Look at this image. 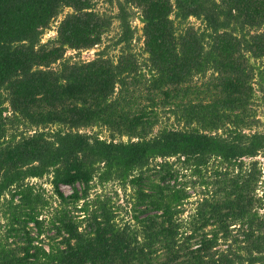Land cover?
I'll return each mask as SVG.
<instances>
[{"label": "trees", "instance_id": "trees-1", "mask_svg": "<svg viewBox=\"0 0 264 264\" xmlns=\"http://www.w3.org/2000/svg\"><path fill=\"white\" fill-rule=\"evenodd\" d=\"M94 1L0 0V264H264V0H117L112 46L66 58L113 26ZM185 171L203 197L182 218ZM45 178L55 208L30 182ZM111 182L131 223L91 198Z\"/></svg>", "mask_w": 264, "mask_h": 264}, {"label": "rangeland", "instance_id": "rangeland-1", "mask_svg": "<svg viewBox=\"0 0 264 264\" xmlns=\"http://www.w3.org/2000/svg\"><path fill=\"white\" fill-rule=\"evenodd\" d=\"M94 4H95L94 6L95 10L97 12L101 14H108L114 18L113 26L111 30L104 36V43L102 46H99L93 50L83 51L80 53L74 52L72 50H68L66 54V58H69V57L73 58L74 61L75 60H85V61L93 60L96 57V53L98 51L102 50L104 46H110V45L112 46V43L117 38L119 31H120L119 21L115 18L118 13L117 0H95ZM71 12H72L71 9H66L64 13L52 24L50 29L46 30L42 38L43 43L48 42L50 39H54L56 37L57 25L64 18L65 15ZM139 14L140 13L137 9H133L132 26L135 29L136 34H135V39L133 41L132 46H133L134 52H136L140 58H144L145 57V54L143 52L144 39H143V32H142L143 24L141 23L139 19ZM190 22L197 27L200 25V22L197 21L196 19H191ZM109 49H110L109 54L111 58L116 59L117 56L119 55V48L117 49L114 47L112 48L110 47ZM256 108L258 110V118L262 124L264 122V93L263 92H258ZM166 123L168 127H175V125H173L172 120H169ZM256 131L261 132L262 127L261 126L256 127L251 132H256ZM86 132L90 134H99V136L105 139L109 138V133L105 129H98V128L92 129L91 128V129L86 130ZM126 139L127 138H124V140ZM254 160H258L261 163H263L264 154H260ZM48 180H49L48 178H45L43 180L33 179V180H30V182L31 184L36 185L37 190H39L40 192H43L46 198H49L50 202L53 205V208H55L58 205V202L56 200V197L53 194L52 186L49 184ZM177 184L179 185V188L186 186L187 191L190 195V199L185 203L183 207L184 213H183L182 218H187L190 214L194 212V209L196 208V205H197L196 203L203 197L202 195L203 188L200 187L198 179L191 177L188 171H185L184 175H180ZM79 188L81 189V187ZM61 190L66 195L72 194V191H73V189L70 186H61ZM91 194H92L91 198H94L97 194H102L104 196H107L108 198H112L116 206H122V208H119V210L117 211L118 222H120L121 224L132 222L131 220H132L133 214L130 212L131 207L128 205V203H130L128 202V200H131L130 190L125 192L123 189L120 188L118 183L111 182L109 184H106L105 186H97L96 188L93 189V191H91ZM53 208L45 211L44 216H48L50 214V211L53 210ZM77 215H81V214L77 212ZM2 222L3 221L1 220V213H0V225L1 226H2ZM1 231H2V228L0 227V236H1ZM32 232L36 233L37 231L34 230ZM53 235L54 233L52 231H48L46 233V236H47L46 240H48V238L53 239L54 238Z\"/></svg>", "mask_w": 264, "mask_h": 264}]
</instances>
